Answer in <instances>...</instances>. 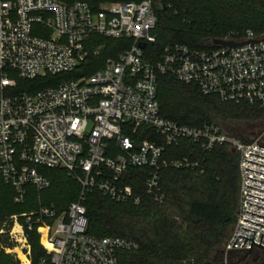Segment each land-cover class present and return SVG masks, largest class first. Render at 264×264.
Returning a JSON list of instances; mask_svg holds the SVG:
<instances>
[{
    "label": "built area",
    "instance_id": "2783aa9c",
    "mask_svg": "<svg viewBox=\"0 0 264 264\" xmlns=\"http://www.w3.org/2000/svg\"><path fill=\"white\" fill-rule=\"evenodd\" d=\"M156 24L153 0L102 3L96 9L82 1L0 0V186L12 189L18 205L31 187L38 193L50 188L41 169L66 170L82 187L79 199L62 211L54 205L22 214L0 211V255L33 264L30 233L36 231L46 254L38 264H119L118 254L136 245L87 234L86 192L98 189L115 203L138 206L142 195L129 180L132 170L147 169L145 195L163 204L161 172L201 171V151L218 146L235 149L240 159V207L225 253L262 250L249 239L256 232L254 241L264 247V132L243 140L217 125L189 127L165 119L157 80L172 76L205 96L256 105L264 121V41L212 50L176 44L147 61L146 46L157 42ZM263 38L248 32L222 40ZM107 40L124 42L122 50L110 49ZM95 65L99 69L85 75ZM71 74L77 76L64 78ZM44 78L58 82L19 89L20 81ZM140 129L154 132L163 144L139 140ZM184 142L194 147L189 154L165 158L166 147Z\"/></svg>",
    "mask_w": 264,
    "mask_h": 264
},
{
    "label": "trees",
    "instance_id": "16d2710c",
    "mask_svg": "<svg viewBox=\"0 0 264 264\" xmlns=\"http://www.w3.org/2000/svg\"><path fill=\"white\" fill-rule=\"evenodd\" d=\"M62 1H82L96 9L102 3L140 0ZM153 8L157 42L146 46L147 61L158 59L166 47L176 44L212 50L217 48L214 40L230 34L244 38L253 32L255 37H264V0H153ZM106 43L110 49L120 51L124 42L107 40ZM106 57L97 61L102 62ZM96 65L85 75L94 74L99 69ZM74 76L77 75L64 78ZM57 82L54 78L20 81L19 89L27 87L34 91ZM157 82L162 116L180 125H217L231 136L249 140L233 133L230 127L236 123L263 122L262 111L256 105L227 103L215 96H205L198 86L179 82L172 76L160 75ZM141 133L144 136L140 137ZM136 136L139 140L163 144L162 138L146 129H140ZM193 149L184 142L178 148L166 147L164 154L167 159H177ZM201 157V171L167 169L161 172L163 204L145 195L147 169L132 170L129 180L142 195L138 206L115 203L98 189L86 192L83 205L88 219L87 234L135 243L136 249L118 254L119 264H224L225 246L232 236L240 207V159L228 146L201 151ZM41 172L51 181L50 188L38 193L31 187L22 205L14 203L10 187L0 186L3 215L32 212L40 206L51 205L62 211L79 199L82 187L66 170L41 169ZM30 245L32 262L38 264L46 254L36 231L30 233ZM0 264L20 263L12 255L3 253Z\"/></svg>",
    "mask_w": 264,
    "mask_h": 264
},
{
    "label": "rangeland",
    "instance_id": "374dc122",
    "mask_svg": "<svg viewBox=\"0 0 264 264\" xmlns=\"http://www.w3.org/2000/svg\"><path fill=\"white\" fill-rule=\"evenodd\" d=\"M230 128L233 131V133L239 134L241 137H244L246 139H252L256 135L264 132V121L261 123H250V124L236 123L233 124ZM239 261H240L239 257L236 256L233 257L232 255L230 256L225 253L224 264H238Z\"/></svg>",
    "mask_w": 264,
    "mask_h": 264
},
{
    "label": "water",
    "instance_id": "95a60500",
    "mask_svg": "<svg viewBox=\"0 0 264 264\" xmlns=\"http://www.w3.org/2000/svg\"><path fill=\"white\" fill-rule=\"evenodd\" d=\"M264 41V38L263 39H255V40H251V41H246V42H241V43H237V42H233V41H224V40H222V39H218V40H214L213 41V44L215 45V46H217V47H220V46H224V47H243V46H245V45H247V44H249V43H256V44H258V43H260V42H263ZM247 142H249V141H247ZM258 145V144H257ZM259 147H263V146H259ZM264 148V147H263ZM233 151L234 152H236L235 151V149H233ZM252 154V153H251ZM252 155H255V154H252ZM255 156H257V155H255ZM258 157H260V156H258ZM261 158H263V157H261ZM247 161V160H246ZM250 162V161H249ZM252 163H254V162H252ZM255 164H257V163H255ZM258 165H260V164H258ZM261 166H264V165H261ZM247 170V169H246ZM249 171H251V170H249ZM252 172H254V171H252ZM255 173H257V172H255ZM259 174H261V173H259ZM262 175H264V174H262ZM249 179V178H248ZM251 180H253V179H251ZM254 181H256V180H254ZM257 182H259V181H257ZM260 183H262V182H260ZM264 184V183H263ZM250 188H252V187H250ZM253 189H255V188H253ZM258 190V189H257ZM260 191H262V190H260ZM264 192V191H263ZM247 195H249V194H247ZM249 196H252V195H249ZM252 197H255V196H252ZM256 198H259V197H256ZM259 199H262V198H259ZM262 200H264V199H262ZM247 204H249V203H247ZM250 205H252V204H250ZM253 206H255V205H253ZM256 207H259V206H256ZM259 208H262V207H259ZM264 209V208H263ZM250 213V212H249ZM253 214V213H252ZM256 215V214H255ZM259 216V215H258ZM262 217V216H261ZM245 221H247V220H245ZM248 222H251V221H248ZM251 223H254V222H251ZM254 224H257V223H254ZM257 225H260V224H257ZM260 226H263V225H260ZM264 227V226H263ZM243 229V228H242ZM245 230H247V229H245ZM248 231H250V230H248ZM251 232H253V231H251ZM255 234H254V237H253V239H249V240H252L253 241V244H255L256 246H258V247H260V248H262V249H264V247L263 246H261V244L260 245H258V244H256V242L254 241V238H255V235H256V232H254ZM264 236V235H263ZM239 237H241V236H239ZM243 238H245V237H243ZM239 239V238H238ZM246 239H248V238H246ZM262 239H263V237H262ZM237 242V241H236ZM261 242H262V240H261ZM246 243V242H245ZM236 244V243H235ZM252 244V245H253ZM244 246V245H243ZM253 248V247H252ZM252 248H251V250H250V253L249 254H251V251H252ZM233 254H235V252H231L230 253V256L231 255H233ZM249 254H247L246 256H245V259H246V257H248V255ZM254 257V256H253ZM260 256H258V258H259ZM258 258L257 259H255L254 261H257L258 260ZM245 259H243V260H245ZM241 261V260H240Z\"/></svg>",
    "mask_w": 264,
    "mask_h": 264
},
{
    "label": "flooded vegetation",
    "instance_id": "af4514ba",
    "mask_svg": "<svg viewBox=\"0 0 264 264\" xmlns=\"http://www.w3.org/2000/svg\"><path fill=\"white\" fill-rule=\"evenodd\" d=\"M249 254V253H244V254H239V253H235L232 256H236L239 257L241 261L238 262V264H264V249L262 250H254L251 252V254L248 255V257L245 256ZM254 256V257H253ZM258 256H260L258 258ZM257 261H254L255 259H257ZM245 259V260H243Z\"/></svg>",
    "mask_w": 264,
    "mask_h": 264
}]
</instances>
